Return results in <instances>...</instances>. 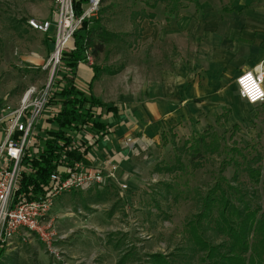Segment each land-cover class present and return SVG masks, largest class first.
Segmentation results:
<instances>
[{"label": "rangeland", "instance_id": "obj_1", "mask_svg": "<svg viewBox=\"0 0 264 264\" xmlns=\"http://www.w3.org/2000/svg\"><path fill=\"white\" fill-rule=\"evenodd\" d=\"M82 5L85 9L88 1ZM203 8L218 13L227 6L224 0H99L98 10L87 20L86 28L94 20L101 30L115 35L104 44V52L92 57L91 64L106 76L108 82L103 84L112 91V97L132 96L143 90H172L179 80V67L189 68L186 58L182 57L181 65L175 57L178 47L183 51L194 47L202 53L199 45L204 42V31L199 30L198 37L195 30L205 27ZM53 9L51 0H0V118L4 121L18 110L29 87L41 91L49 83L54 29L41 34L30 30L26 21H54ZM149 13L154 17L143 16ZM184 20H193L192 32L185 29L174 33V25ZM81 33L85 36V31ZM195 39L196 47L190 45ZM189 72L192 82H204L198 71ZM229 84L238 95L235 81ZM232 106H228L230 113L224 125L214 120L206 130L215 151L208 152L200 163L190 160L183 143L195 145L206 127L194 133L188 128L180 131L177 125L167 126L148 148L133 157L128 175L117 168V179L126 188L116 184L64 193L47 219L52 221L55 233L51 246L43 245L35 236L24 242L14 238L5 243L0 264H119L120 256L127 252L120 264H146L147 256L155 253L167 255L173 264H191L183 256L188 245L186 224L199 210V194L210 190L220 176L232 181L230 149H246L264 160V103H244L239 109ZM50 107L38 118L37 131L49 127L46 120ZM82 138L81 134L77 137L81 142ZM90 165L88 162L86 166ZM171 165L175 169L171 173L156 172V167ZM262 189L261 184L256 187L253 200L264 207ZM207 234L212 236L211 232Z\"/></svg>", "mask_w": 264, "mask_h": 264}, {"label": "trees", "instance_id": "obj_2", "mask_svg": "<svg viewBox=\"0 0 264 264\" xmlns=\"http://www.w3.org/2000/svg\"><path fill=\"white\" fill-rule=\"evenodd\" d=\"M86 1L73 0L77 17L82 14L81 6ZM143 16L153 18L154 14ZM87 22L83 21L69 46L61 52L48 95V105L55 109L49 115V127L39 130L33 148L26 151L21 160L15 201L45 194L52 185L50 176L54 172L64 177L75 162L87 165L89 151L111 133L108 122L103 119L109 113L107 104L91 93L92 83L99 77L101 69L96 65L89 66L92 77L84 89L79 88L76 74L87 53L95 59L104 52V44L114 40L115 35L101 30L94 20L86 28ZM82 31H85V36ZM229 113V108H223L215 122L224 125ZM111 116L115 117V112L111 111ZM208 127L210 125L198 134L195 145L188 141L183 143L192 162L200 163L208 152L215 151L213 140H209L210 134L206 133ZM79 134L88 136L90 143L79 141ZM230 151L228 162L233 167L232 181H226L219 175L210 190L198 195L199 210L186 224L188 245L183 256L191 264H264V207L253 200L257 197L254 190L261 184L264 205V160L246 149L233 148ZM173 170L172 165L156 167L159 173H171ZM208 232H211V237ZM4 247L5 243H0V257ZM123 254L119 264L128 252ZM146 264L173 263L167 255L155 253L147 256Z\"/></svg>", "mask_w": 264, "mask_h": 264}, {"label": "crops", "instance_id": "obj_3", "mask_svg": "<svg viewBox=\"0 0 264 264\" xmlns=\"http://www.w3.org/2000/svg\"><path fill=\"white\" fill-rule=\"evenodd\" d=\"M224 4L227 9L218 13L217 10L210 12L203 8L201 18L206 22L205 27L195 30L198 37L199 30L204 31V42L199 45L202 53L198 54L194 47L186 51L178 47L175 57L179 58L181 65L182 57L186 58L189 68L179 67V80L172 90H143L136 95L123 94L113 98L112 91L103 84L108 82L104 74L92 83V95L107 104L109 113L103 119L108 122L111 133L89 151L88 162L113 161L118 165V172L124 170L126 176L132 171L133 157L148 148L167 126L177 125L176 129L180 131L188 128L194 133L201 132L216 120L223 108L233 105L239 109L240 105L247 104L233 93L229 81H235L245 71L262 69L264 72V0H224ZM192 22L184 20L177 23L173 32L191 30ZM197 43L195 39L190 45ZM194 57L198 59L193 60ZM89 66L84 62L78 66L76 76L80 89L86 88L92 77ZM189 69L198 71L204 82L199 85L192 82ZM188 81L191 84L185 87ZM111 111L115 112V117L111 116ZM48 118L46 123L50 125ZM81 135L84 142L89 138ZM127 139L131 140L127 142Z\"/></svg>", "mask_w": 264, "mask_h": 264}, {"label": "built area", "instance_id": "obj_4", "mask_svg": "<svg viewBox=\"0 0 264 264\" xmlns=\"http://www.w3.org/2000/svg\"><path fill=\"white\" fill-rule=\"evenodd\" d=\"M51 2L54 7V21L28 19L26 23L30 30L41 34H47L51 28L54 29L53 53L49 59L54 74L62 50L68 47L83 21H87L96 14L99 0H88V6L85 9L82 5V14L79 17L74 13L73 0H51ZM84 63L92 64V56L89 53ZM50 83L41 91H37L35 87H29L18 110L5 121L0 118V131L3 135L0 134V137H3L0 142V243H7L14 238L24 242L29 237L35 236L43 245L49 247L55 239V233L52 221L47 219L55 201L64 193L102 188L106 185L126 188V184L120 183L117 179L116 163L97 161L86 166L82 162H75L64 177L57 172L50 176L52 185L45 194L36 195L35 198L23 197L17 201L14 200L19 186L21 160L25 152H30L33 148L35 136L39 133L36 128L38 118L49 106ZM235 85L238 96L247 104L264 103L262 69L242 72L236 77ZM50 108V114H52L55 108L54 106ZM129 141L127 139V142Z\"/></svg>", "mask_w": 264, "mask_h": 264}, {"label": "water", "instance_id": "obj_5", "mask_svg": "<svg viewBox=\"0 0 264 264\" xmlns=\"http://www.w3.org/2000/svg\"><path fill=\"white\" fill-rule=\"evenodd\" d=\"M53 76V70L51 71L50 77H49V82H51Z\"/></svg>", "mask_w": 264, "mask_h": 264}]
</instances>
